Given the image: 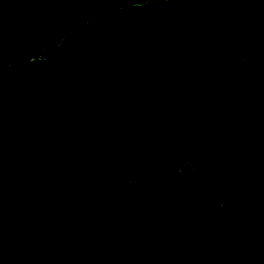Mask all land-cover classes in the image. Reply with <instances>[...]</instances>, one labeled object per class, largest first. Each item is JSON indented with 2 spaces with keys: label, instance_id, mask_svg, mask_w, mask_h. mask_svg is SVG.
I'll return each instance as SVG.
<instances>
[{
  "label": "trees",
  "instance_id": "trees-1",
  "mask_svg": "<svg viewBox=\"0 0 264 264\" xmlns=\"http://www.w3.org/2000/svg\"><path fill=\"white\" fill-rule=\"evenodd\" d=\"M0 264H264V0H0Z\"/></svg>",
  "mask_w": 264,
  "mask_h": 264
},
{
  "label": "water",
  "instance_id": "water-1",
  "mask_svg": "<svg viewBox=\"0 0 264 264\" xmlns=\"http://www.w3.org/2000/svg\"><path fill=\"white\" fill-rule=\"evenodd\" d=\"M191 170H196L194 163H190V164H188V166H187V168H186V173H187V175H188V177H189L190 182H191L193 185H195L198 189L202 190V191L204 192V194L207 195L208 197H210V198H214V199H217L218 201H220V203H221V208H222V207L224 206V201H223L220 197H218V196H216V195H213V194H211V193H208V192L204 191V190H203V189H202V188L196 183V181H195L194 178L192 177V175H191Z\"/></svg>",
  "mask_w": 264,
  "mask_h": 264
},
{
  "label": "rangeland",
  "instance_id": "rangeland-1",
  "mask_svg": "<svg viewBox=\"0 0 264 264\" xmlns=\"http://www.w3.org/2000/svg\"><path fill=\"white\" fill-rule=\"evenodd\" d=\"M104 23H101L100 25H103ZM86 215H87V218H90V216H91V213L89 212V210L88 209H86Z\"/></svg>",
  "mask_w": 264,
  "mask_h": 264
}]
</instances>
